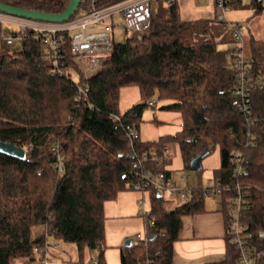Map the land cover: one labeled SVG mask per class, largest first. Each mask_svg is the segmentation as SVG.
<instances>
[{
	"label": "trees",
	"instance_id": "trees-1",
	"mask_svg": "<svg viewBox=\"0 0 264 264\" xmlns=\"http://www.w3.org/2000/svg\"><path fill=\"white\" fill-rule=\"evenodd\" d=\"M117 1L96 0L95 5ZM0 2L59 13L69 0ZM231 7L259 13L264 0H232ZM215 23L231 35L228 23L216 15L184 19L176 0L170 6L154 0L147 32L123 23L126 34L131 33L121 41L111 36L110 52L89 78L73 61L67 32L60 34L55 51L31 36L18 49L0 48V141L24 150V158L0 152V264L34 258L33 247L43 245L50 233L75 243L80 253L96 250L104 263L105 201L140 183L144 172L171 177L170 159L150 160L153 154L164 156L171 144L186 168L193 157L217 150L220 163L213 176L223 180L228 179L233 152H242L239 180L249 199L242 217L256 247L264 250V40L242 24L250 75L261 81L250 90L252 121L246 125L233 94L234 49L218 48L226 33ZM76 83L88 88L80 100ZM128 86L137 88L141 101L121 112L119 91ZM151 98L165 101L160 109L180 114V129L150 140L130 138ZM249 134L251 145L246 144ZM54 146L62 155L58 166ZM146 191L147 216L152 219L145 223L148 247L132 240L129 246L120 245V264H172L182 217L206 211L201 186L170 209L164 206L162 191L153 185ZM224 209L222 203L225 224ZM234 255L227 238L225 257L217 263L237 264Z\"/></svg>",
	"mask_w": 264,
	"mask_h": 264
},
{
	"label": "built area",
	"instance_id": "built-area-1",
	"mask_svg": "<svg viewBox=\"0 0 264 264\" xmlns=\"http://www.w3.org/2000/svg\"><path fill=\"white\" fill-rule=\"evenodd\" d=\"M96 0H80L82 5L78 7L80 11L75 12L70 18L62 22L44 21L32 19L23 16L12 15L0 11V25L2 23H12L17 26L16 32L7 31L5 42L12 44L13 38L19 36L22 40L31 36L39 39L50 50L55 51L61 38V33L70 34V50L73 54V61L77 68L82 72L84 78H89L98 72L101 68L106 55L112 48L111 36L109 29L111 27L112 18L115 14H121L124 25L130 30L146 33L150 20V8L154 0H120L105 6L97 7ZM174 0H165V4L170 6ZM232 0H212L214 7L219 10L216 14L219 20L226 18L225 12L231 9ZM77 9V10H78ZM231 30V37L236 43L234 56L231 64L236 70L235 84L233 94L236 99L238 109L242 112L245 124L249 125L251 119L250 109V90L253 86H260L259 78L253 79L250 75L251 62L244 53L243 34L245 32L242 24L237 21H226ZM55 58L57 57L54 52ZM76 81V80H75ZM76 99L80 100L88 91L87 87H82L76 83ZM154 99L148 101V105L152 106ZM130 138H137L138 133L129 132ZM254 143L253 136L248 135L247 143ZM53 149L57 152V147ZM62 155L57 152L55 166H58ZM170 155L165 153L164 156L158 157L151 155L150 160L162 161L169 160ZM140 163V160L138 161ZM231 169L228 179L223 180L219 177H213L207 185L201 186L213 198L219 195L221 204L225 205V234L234 250V257L237 264H264V250L256 247V239L251 231L248 230L242 214L249 207L248 194L241 184L239 177L244 171V156L240 150H235L230 158ZM141 182L135 183L133 189L141 191L142 194L150 185L162 191L166 196H179L187 198L193 191L194 187H179L171 177H166L163 172L158 174H150L144 172L141 174ZM206 193V194H207ZM139 204L143 207L145 223H151L152 219L148 218L147 211L144 209V197L139 200ZM136 241L143 247H148V232L136 234ZM34 253L39 256L40 264H51L46 257L47 249L45 242L43 245L33 247ZM98 264V262H94Z\"/></svg>",
	"mask_w": 264,
	"mask_h": 264
},
{
	"label": "rangeland",
	"instance_id": "rangeland-1",
	"mask_svg": "<svg viewBox=\"0 0 264 264\" xmlns=\"http://www.w3.org/2000/svg\"><path fill=\"white\" fill-rule=\"evenodd\" d=\"M180 2L181 5L179 4V7L181 16L185 18H204V10H209L212 15L213 12L215 15L219 13L216 7H212V0H180ZM225 16L226 18L223 21L240 22L257 39L264 40V9L259 13H253L250 7L240 9L231 8L226 10ZM122 24V15L119 13L115 14L112 18L109 34L116 41H121L125 37L126 32ZM222 25V23H217L216 27L217 29L220 28L221 33H224V35L226 33V38L223 42L217 44L218 48L235 49V41L228 33L225 26L220 27ZM17 29V26L12 23L1 24L0 48L9 47L18 49L20 47L21 39L19 36L13 38L12 44H7L5 42V32H16ZM130 33L131 31H127V34ZM227 56L230 58V55ZM73 78H76V76L74 75ZM152 99H154L155 103L145 108L141 114V121L137 130L138 137L141 140L155 139L160 135L171 134L180 129V114L173 110L160 109V106L164 104L165 101L155 98H151L150 100ZM140 101L141 99L136 87L128 86L120 89L119 110L121 112ZM167 153L170 155L169 169L171 170V180L177 186L184 188L207 185L208 181L213 179V175L216 173L220 163L219 154L217 150H215L202 158V168L199 171L190 170L183 166L178 148L175 144L168 146ZM142 196L144 197V209L148 211L150 201L149 192L146 190L142 194L141 191L129 188L119 191L115 199L105 201V207H109L107 211L104 209L105 244L107 247L104 248L102 260L105 264H120V245H123L127 239H131L133 243H136V234L139 233L143 235L146 232L145 220L141 213L143 207L139 204V200ZM163 199H165L164 206L170 209L174 205L182 203L185 198L175 195L173 197H168L164 194ZM122 200L125 202L128 201L130 207H127V205L122 207ZM221 201L219 195H216L215 198H213L210 193L203 195V205L207 211L210 210V212L203 216V218H200L199 222L198 219H195L201 224V228L208 227L206 233L211 235L213 233L212 226L215 229L216 226L220 225L219 209L222 208ZM191 220V217L186 218L187 223ZM211 235H207L200 239H177L173 245L174 258L172 264H217V262L211 260L219 258L225 246L224 242L223 244L221 243L220 237L217 238ZM45 245L47 249L46 257L51 264H95V261L101 264L100 257L96 250L90 251L84 249L82 253H80L75 243L63 241L54 234L50 233L46 236ZM34 257L33 260L27 258L19 259L16 264H40L39 256L34 255Z\"/></svg>",
	"mask_w": 264,
	"mask_h": 264
},
{
	"label": "water",
	"instance_id": "water-1",
	"mask_svg": "<svg viewBox=\"0 0 264 264\" xmlns=\"http://www.w3.org/2000/svg\"><path fill=\"white\" fill-rule=\"evenodd\" d=\"M80 4V0H69L65 9L59 13H47L37 10H29L18 8L15 6L3 4L0 2V11L6 12L12 15L28 17L32 19L44 20V21H53V22H62L70 18L75 14ZM0 152L8 154L14 157L24 158V150L22 148L15 147L7 142L0 141ZM205 156L204 153L199 154L193 157L189 162L190 170H200L202 168L201 160ZM207 193L206 191L204 192ZM152 235L149 236V239ZM131 239L125 240L123 243L124 246H129Z\"/></svg>",
	"mask_w": 264,
	"mask_h": 264
},
{
	"label": "crops",
	"instance_id": "crops-1",
	"mask_svg": "<svg viewBox=\"0 0 264 264\" xmlns=\"http://www.w3.org/2000/svg\"><path fill=\"white\" fill-rule=\"evenodd\" d=\"M176 1H177L178 5L179 4L181 5L180 0L179 1L176 0ZM211 5H212V7L214 6L213 3ZM203 15H204V18H212L215 14L213 12V15H212V14H210L209 10H204V14ZM183 18L184 19H193L191 17H186V18L183 17ZM204 195H205V193H204ZM105 205H104V209L107 211L109 207L108 206L105 207ZM125 205H127V207H130V203L128 201L125 202L124 200H122L121 206L124 207ZM209 212H210V210L207 211V209H206L205 212H202V213H199V214H196V215L183 216L182 217V228H181V230L179 232V238L178 239H185V238L186 239H189V238H198V239H200V238H203V237H205L207 235H211L209 233H206V230L208 229V227H204V228L202 227L201 228L200 227L201 224L198 223L200 221V218H203V216H205ZM212 212H214V211H212ZM219 213H220V217H219L220 218V222H219L220 225L216 226L215 229L212 226L213 233H212L211 236L217 237V238L220 237L221 238V243L223 244V242H224V246H225L226 245L227 235L225 234V224H224V219H223V213L221 211H219ZM188 217L192 218V220L189 223L186 222V218H188ZM196 217H198V218H196ZM195 219H198V222ZM195 222H197V223H195ZM109 244H114V243H109ZM222 251H221L222 253H221L219 258H217L215 260L213 259L211 261L219 262V261L223 260L224 257H225V247H224V250L222 249ZM34 255H36V254H34ZM34 258H32V260ZM173 258H174V255H173ZM98 264H100V263L98 262ZM101 264H105V263H101Z\"/></svg>",
	"mask_w": 264,
	"mask_h": 264
}]
</instances>
